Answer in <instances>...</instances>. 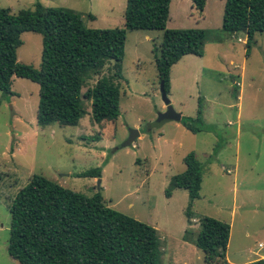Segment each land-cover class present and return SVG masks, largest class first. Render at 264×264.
Wrapping results in <instances>:
<instances>
[{
  "label": "rangeland",
  "instance_id": "rangeland-1",
  "mask_svg": "<svg viewBox=\"0 0 264 264\" xmlns=\"http://www.w3.org/2000/svg\"><path fill=\"white\" fill-rule=\"evenodd\" d=\"M36 1L72 9L86 27L123 24L125 0H0V7L15 12L32 8ZM223 2L205 0L199 13L190 0H170L165 24L205 32L201 55H187L171 67L167 95L180 115L200 111L206 129L199 132L191 133L176 121L151 127L165 110L151 58L160 30L126 31L115 120L93 122L89 100L83 99L86 110L76 125H38L37 83L11 77L13 94L0 92V264H19L6 251L8 204L32 174L88 196L99 190L107 206L156 228L160 264H203L199 249L181 243V236L193 239L202 216L225 222L231 218L225 252L230 258L245 245L253 251L258 242L264 245V31L253 34L245 53L243 33L227 34L220 28ZM20 39L17 61L37 68L40 34L25 31ZM111 63L85 79L81 91L111 73ZM131 129L138 136L121 146ZM189 151L202 174L188 224L186 190L172 189L168 197L164 188L171 175L184 170L182 157ZM96 166L99 177L76 176Z\"/></svg>",
  "mask_w": 264,
  "mask_h": 264
},
{
  "label": "trees",
  "instance_id": "trees-1",
  "mask_svg": "<svg viewBox=\"0 0 264 264\" xmlns=\"http://www.w3.org/2000/svg\"><path fill=\"white\" fill-rule=\"evenodd\" d=\"M202 12L205 0H190ZM170 0H125L121 27L90 28L80 15L63 6H43L15 12L0 7V92L12 95V76L37 83L35 121L74 126L89 100L95 123L118 116L120 62L127 30H160L151 47L157 82L169 90L170 66L186 54L201 55L205 32L201 28H166ZM220 28L227 34L243 33L248 52L253 34L264 31V0H224ZM41 36L37 68L16 59L20 34ZM108 62L112 72L97 78L81 91L85 79L99 73ZM237 86V85H236ZM196 133L206 129L200 111L180 115L178 121ZM184 170L170 176L164 195L186 190L184 209L190 223L191 204L199 196L201 164L193 151L182 157ZM76 176L99 177L96 166ZM9 229L6 251L19 264H160L156 229L107 206L98 191L85 195L40 174H32L8 204ZM229 224L202 216L192 239L203 254V264H230L225 257ZM243 264H264V256Z\"/></svg>",
  "mask_w": 264,
  "mask_h": 264
},
{
  "label": "crops",
  "instance_id": "crops-1",
  "mask_svg": "<svg viewBox=\"0 0 264 264\" xmlns=\"http://www.w3.org/2000/svg\"><path fill=\"white\" fill-rule=\"evenodd\" d=\"M187 55H192V54H186V55H183V56H181L179 59H178V61H180L181 59H182V57H185V56H187ZM177 61V62H178ZM177 62H175L174 64H172L171 66H170V69H171V67L172 66H174ZM169 73H170V70H169ZM170 86H171V77H170V74H169V90H170ZM169 90H168V93H169ZM168 93H167V95H168ZM170 121H174V120H170ZM177 122V121H176ZM179 122H177V124H178ZM227 170H229V169H227ZM226 171V170H225ZM232 171V170H231ZM230 171V172H231ZM177 189V188H176ZM176 189H174V190H176ZM169 197V196H168ZM193 220V218L191 217V221ZM199 221V220H198ZM226 221V220H225ZM224 221V222H225ZM227 222L229 223V235H228V241H227V245H228V243H229V238H230V234H231V218H230V220H227ZM156 229V228H155ZM245 232V231H244ZM186 233V231H184V234ZM245 235H247V233L245 232L244 233V236ZM183 236H181V243L183 244V245H188V246H190V244H192L193 245V243H192V240L189 242L188 240H186V239H184V237L182 238ZM226 245V246H227ZM194 246V245H193ZM263 244H262V242H258L257 243V248H255L254 249V251H253V248H252V246H250V245H245L244 247H240L238 250H237V252L234 254V255H232V257L230 258L229 256H228V254L226 253V255H225V257H226V260L230 263V264H243V263H245V262H248V261H251V260H254V259H257V258H260V257H263L264 256V251H261L260 249H262L263 248ZM225 252H227V248H226V251ZM184 264V263H183Z\"/></svg>",
  "mask_w": 264,
  "mask_h": 264
},
{
  "label": "water",
  "instance_id": "water-1",
  "mask_svg": "<svg viewBox=\"0 0 264 264\" xmlns=\"http://www.w3.org/2000/svg\"><path fill=\"white\" fill-rule=\"evenodd\" d=\"M158 89L160 93L161 100L165 106V110L161 111L157 114L155 120L151 123V127L155 126L158 127L162 123L174 120V121H179L180 113L174 111L171 106H170V101L167 97V94L163 88V83L160 81L158 83ZM138 136V132L135 129L129 130L128 137L121 143V146H128L132 144L134 139ZM99 180H97V183Z\"/></svg>",
  "mask_w": 264,
  "mask_h": 264
},
{
  "label": "built area",
  "instance_id": "built-area-1",
  "mask_svg": "<svg viewBox=\"0 0 264 264\" xmlns=\"http://www.w3.org/2000/svg\"><path fill=\"white\" fill-rule=\"evenodd\" d=\"M238 40H239V38H238ZM226 172H230V170H226Z\"/></svg>",
  "mask_w": 264,
  "mask_h": 264
}]
</instances>
